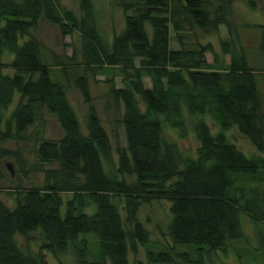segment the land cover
Here are the masks:
<instances>
[{
	"label": "trees",
	"instance_id": "obj_1",
	"mask_svg": "<svg viewBox=\"0 0 264 264\" xmlns=\"http://www.w3.org/2000/svg\"><path fill=\"white\" fill-rule=\"evenodd\" d=\"M117 1L124 25L108 38L90 0H81V19L61 0H0V162L14 157L6 145L34 126L37 111L61 130L38 142L36 158L47 167L41 183L9 188L0 166V264H49L48 255L58 264L67 256L75 264H213L230 251L238 264H264V67L231 34L234 0ZM40 19L63 37L80 36L83 122L43 60L33 35ZM221 26L231 35L217 52L203 39ZM246 28L260 31L264 53V25ZM86 75L110 80L122 108L126 147L116 158ZM166 128L181 142L192 136L195 149H182ZM231 129L256 153L241 152ZM153 203L168 209L160 241L138 220ZM138 247L144 262L130 263Z\"/></svg>",
	"mask_w": 264,
	"mask_h": 264
},
{
	"label": "rangeland",
	"instance_id": "obj_2",
	"mask_svg": "<svg viewBox=\"0 0 264 264\" xmlns=\"http://www.w3.org/2000/svg\"><path fill=\"white\" fill-rule=\"evenodd\" d=\"M90 1L93 5V11L100 32L108 38H112L113 35L119 34L124 25L125 13L118 1ZM209 1L216 2V0ZM254 2L256 4V9L251 10L245 5L244 0H234L233 11L230 18L231 26L229 29L233 35H235L236 32L240 34L242 45L246 47V54L251 62H254V67L263 68L264 53L263 50L260 49V31L246 28V26L249 25H264V0H254ZM61 4L66 9L72 11L78 19L83 18L81 0H61ZM229 29L225 26H221L215 34L204 38L203 42H211L215 50L220 52L221 41H226L227 38H230L229 35L231 34ZM33 35L41 43V55L44 62L48 65L53 79L59 82L66 90L72 108L80 122H83L87 105L83 102L75 84V80L78 76H85L80 58V36L77 33H73L71 36L63 37L57 27L41 19ZM172 46L175 49L178 48V45L175 43H173ZM225 59L228 60V57H225ZM206 60L208 63H211L212 57L206 55ZM86 80L89 86L92 104L99 113L102 124L112 145L113 156L116 158L117 151L125 149L126 147L124 128L121 124L122 108L113 99L110 80H108L109 82L106 81L107 79L104 76L93 78L89 75H86ZM145 82H147V80ZM113 85L116 88H120L122 85L121 78L118 76L117 71H114ZM146 86L148 87L149 84L146 83ZM15 105L16 103L14 102L9 112ZM9 112L6 115H8ZM205 119L212 132H217L218 128L208 118ZM35 122L34 126L29 128L25 135H14L13 141L6 145L7 148L15 152L12 159H6L0 162L2 172L7 178L5 186L9 188H15L16 186L27 187L32 181L39 184L44 179L45 175L43 170L47 169V167L41 166L36 158L38 142L42 138H59L61 130L54 117L45 111H37ZM166 132L174 139H177L176 135L171 130L166 128ZM227 135L244 154L252 155L256 153L249 140L241 136L235 129H231ZM177 141L182 149L187 151H192L196 147L192 136L185 141L181 142L178 139ZM17 154L21 157L22 168L16 161L15 157H17ZM25 175H27L28 178H26ZM70 198L71 195L69 194L63 196L64 201ZM3 201L8 206L14 205L13 197L3 195ZM138 220L148 230L153 240H159V231L165 228L168 221L167 206L163 203L144 205L138 213ZM19 242L25 244L22 238H19ZM29 246L32 249L36 248L33 240L29 243ZM129 260L130 263L137 261L144 262L143 249L138 247L137 254H130ZM64 261L66 264H75L71 256H67ZM48 262L49 264H58L52 259L51 255H48ZM213 264H238V261L236 256L230 251L226 255L219 254Z\"/></svg>",
	"mask_w": 264,
	"mask_h": 264
}]
</instances>
